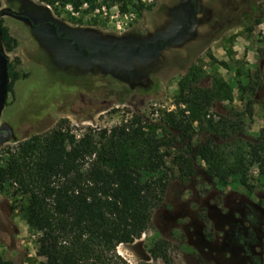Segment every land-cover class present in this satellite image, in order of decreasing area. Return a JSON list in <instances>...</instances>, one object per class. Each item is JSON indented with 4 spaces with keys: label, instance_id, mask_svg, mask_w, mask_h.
I'll return each instance as SVG.
<instances>
[{
    "label": "rangeland",
    "instance_id": "1",
    "mask_svg": "<svg viewBox=\"0 0 264 264\" xmlns=\"http://www.w3.org/2000/svg\"><path fill=\"white\" fill-rule=\"evenodd\" d=\"M200 4L194 28L153 56L144 45L176 35L191 0H0V21L13 40L11 49L2 42L0 49L10 83L17 76L0 112V132H8L0 168L25 142L59 125L77 140L138 115L159 134L170 133L165 119L188 86L210 88L221 78L231 90L232 100H217L207 118L237 124L236 133L222 139L196 123L192 142L175 141L172 153L191 147L196 174L180 177L169 159L164 200L147 231L116 250L129 264H146L158 241L170 244L174 264H264V178L248 149L264 139V0ZM142 49L145 57L136 53ZM250 82L254 93L244 89ZM209 137L236 169L226 181L211 179L197 155ZM18 188L0 183V255L10 264H42L40 234L22 215L29 198Z\"/></svg>",
    "mask_w": 264,
    "mask_h": 264
},
{
    "label": "trees",
    "instance_id": "2",
    "mask_svg": "<svg viewBox=\"0 0 264 264\" xmlns=\"http://www.w3.org/2000/svg\"><path fill=\"white\" fill-rule=\"evenodd\" d=\"M191 5L192 12L176 35L149 41L144 48L158 56L186 36L201 12L200 0H191ZM254 23L259 25L261 19ZM0 31V41L11 49L13 40L3 21ZM136 53L146 56L145 49ZM16 79L14 75L9 92ZM244 89L257 90L251 82ZM182 97V104L165 119L170 133L164 128L159 134L138 115L77 140L68 127L59 125L45 136L31 138L10 156L7 166L0 168V183L14 182L28 196L22 215L40 234L37 255L45 259L42 264H129L116 250L133 244L147 231L154 209L164 200L169 179L162 173L169 159L180 177L196 174L191 147L172 153L175 141L192 142L196 123L222 139L236 133L237 124L207 118L217 100H232L224 80L216 79L210 88L188 86ZM248 114L253 116V110L248 109ZM248 149L264 178V139L248 144ZM197 153L203 156L211 179L226 181L236 174L213 138L207 139L204 152ZM240 183L249 187L245 177ZM261 248L264 252V239ZM149 253V260L174 264L168 242H156ZM149 260L146 264H152ZM0 264L10 262L0 255Z\"/></svg>",
    "mask_w": 264,
    "mask_h": 264
},
{
    "label": "water",
    "instance_id": "3",
    "mask_svg": "<svg viewBox=\"0 0 264 264\" xmlns=\"http://www.w3.org/2000/svg\"><path fill=\"white\" fill-rule=\"evenodd\" d=\"M1 43V41H0ZM9 58L0 49V112L6 104L8 93H9ZM8 137L7 131L0 132V145L6 141Z\"/></svg>",
    "mask_w": 264,
    "mask_h": 264
}]
</instances>
